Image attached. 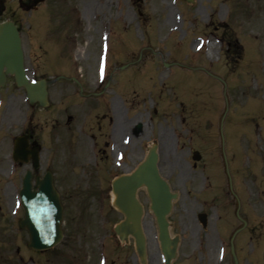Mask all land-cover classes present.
Here are the masks:
<instances>
[{
  "label": "rangeland",
  "instance_id": "rangeland-1",
  "mask_svg": "<svg viewBox=\"0 0 264 264\" xmlns=\"http://www.w3.org/2000/svg\"><path fill=\"white\" fill-rule=\"evenodd\" d=\"M15 1L0 0L1 18L13 16L22 26L28 73L54 79L48 105L31 114L34 139L58 144L63 124L65 130L75 124L67 136L78 141L80 155L42 152L44 165L47 156L54 161L65 197L60 244L39 256L32 253V262L27 252L0 257L8 264H140L133 238L119 242L113 231L122 215L110 211L107 190L84 184L88 171L100 169L88 163L93 157L88 141L95 113L102 112L92 108L100 93L86 90L103 85L107 117L140 123L147 145L158 139L160 173L179 194L168 216L171 235L180 240L171 264H233L227 241L238 219L243 229L232 243L237 264H264V0H46L40 13L23 14ZM209 40L216 42L212 56ZM7 102L18 114L11 124L20 127L27 103ZM5 128L0 122V203L6 196L2 188L20 181L25 168L12 170ZM194 148L201 152L196 167ZM135 161L130 154L129 166ZM229 176L236 202L228 192ZM209 180L225 197L215 194L211 200L212 190L203 194ZM99 193L105 195L102 203ZM138 197L144 264H163L145 191ZM199 211L208 213L205 228L195 218Z\"/></svg>",
  "mask_w": 264,
  "mask_h": 264
},
{
  "label": "water",
  "instance_id": "water-1",
  "mask_svg": "<svg viewBox=\"0 0 264 264\" xmlns=\"http://www.w3.org/2000/svg\"><path fill=\"white\" fill-rule=\"evenodd\" d=\"M186 1L192 2L193 0ZM6 73L14 76L17 85L26 88L31 103L39 102L42 106L47 104V82L44 79L28 82L23 68L19 35L16 27L10 21L0 23V83L4 80ZM27 153L26 138H17L14 144V158L24 161ZM34 157H37L36 153H34ZM194 158L198 157L194 156ZM156 161L157 153L153 147L145 160L131 174L123 175L113 182V204L124 214V219L115 226V231L121 241H126L129 235L133 237L137 253L144 261L145 236L141 227L142 206L136 198L137 188L144 186L150 201L149 208L155 216L158 240L165 264H170L176 254L178 238L170 236L166 216L170 212L172 200L177 197V194L170 190L169 184L160 176ZM29 178L30 173L27 172L23 178L21 190V199L25 208V218L21 225L29 227L30 221L31 245L40 249L47 248L59 238L58 233L55 232V223L59 218L55 214V210H51L53 203L57 200L56 192L51 186V174L46 173L43 179L38 180V191L33 199H30L28 195ZM32 201L43 204L44 207L49 205L50 210L44 209L37 214H31Z\"/></svg>",
  "mask_w": 264,
  "mask_h": 264
},
{
  "label": "flooded vegetation",
  "instance_id": "flooded-vegetation-1",
  "mask_svg": "<svg viewBox=\"0 0 264 264\" xmlns=\"http://www.w3.org/2000/svg\"><path fill=\"white\" fill-rule=\"evenodd\" d=\"M20 6L25 5L29 8H36L42 2L46 0H21ZM18 26V24H17ZM1 94H5L6 99L20 98L21 95H24V90L17 87L16 85H4L0 87V101ZM105 104V103H104ZM106 106V104H105ZM93 109H96V105L93 104ZM127 110H125V113ZM16 108L14 104L6 105L4 109L0 110V120L6 123L7 133H12L16 131L17 126L11 124L10 120L14 116H17ZM102 116L101 118L99 116ZM122 119V118H121ZM18 124V123H17ZM22 128L18 131L19 134H26L29 138L30 147H38L40 151L46 149V151L53 154V157H58L61 149L68 151L72 154H79L77 151L79 148L78 141L72 139L73 134L67 136L68 132H72L76 129L74 124L73 129L65 130L66 126L63 124V127L60 128L58 134L61 137L60 143L55 144L53 141L47 144L41 140L44 144H41V141H36L34 139V128L31 123L24 122ZM69 127V126H68ZM90 141H88V146L90 147L93 157L88 162L93 166L100 165L99 171H88L86 176H90L87 181H84L85 185H93V187H98L100 189H109L111 186V180L116 174L124 172L128 169L129 163L124 158H129L130 154H133L137 157L145 154V145L143 139V130L140 123L128 122V119H122L119 121H114L113 118L109 115L107 117V107L105 111L95 113L94 121L90 125ZM87 145V144H86ZM82 145H80L81 147ZM50 148V149H49ZM114 157V161L113 158ZM121 157L120 159H117ZM47 166L43 164V160L39 158L38 166L34 169L33 160L30 158L27 164H21L16 162L15 164L22 167L26 165L27 169L32 171V188L35 186V179L41 177L46 170L52 169V164L54 161L49 160V156L46 157ZM49 165V166H48ZM195 166V163L193 164ZM58 167V166H57ZM85 168V166H84ZM83 168V170H84ZM126 168V169H125ZM113 170H120L119 173H112ZM53 172L55 170L52 169ZM53 185L58 192V203L61 206V230L64 237L65 232V215H66V205L65 197L62 189L57 185L55 181V173L53 176ZM21 183L15 184L12 183L10 186H7L3 190L5 191V197L1 199L0 203V253H12L20 252L27 247V242L29 241V231L26 229H20L19 221L23 217V208L19 202V190ZM215 194L210 195V199L213 200ZM196 220L198 221V215L196 214ZM19 237V238H18ZM26 239V241H25ZM63 239V238H62ZM60 244V242H59ZM58 244V245H59ZM31 261L34 260L32 256L29 257Z\"/></svg>",
  "mask_w": 264,
  "mask_h": 264
},
{
  "label": "bare ground",
  "instance_id": "bare-ground-1",
  "mask_svg": "<svg viewBox=\"0 0 264 264\" xmlns=\"http://www.w3.org/2000/svg\"><path fill=\"white\" fill-rule=\"evenodd\" d=\"M216 42L214 40H209L207 43V54L208 56H212L215 53ZM80 50H77V52Z\"/></svg>",
  "mask_w": 264,
  "mask_h": 264
}]
</instances>
